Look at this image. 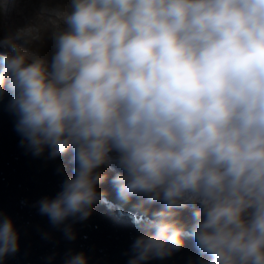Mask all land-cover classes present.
Masks as SVG:
<instances>
[{
	"label": "clouds",
	"instance_id": "clouds-1",
	"mask_svg": "<svg viewBox=\"0 0 264 264\" xmlns=\"http://www.w3.org/2000/svg\"><path fill=\"white\" fill-rule=\"evenodd\" d=\"M60 15L50 65L26 51L36 29L0 39V98L21 145L75 165L39 212L74 240L65 222L107 203L103 166L121 200L163 204L136 222L128 264L186 238L201 264H264V0H71ZM187 207L190 229L175 218ZM17 251L0 214V259Z\"/></svg>",
	"mask_w": 264,
	"mask_h": 264
},
{
	"label": "water",
	"instance_id": "water-1",
	"mask_svg": "<svg viewBox=\"0 0 264 264\" xmlns=\"http://www.w3.org/2000/svg\"><path fill=\"white\" fill-rule=\"evenodd\" d=\"M10 98L9 94L0 98V214L13 223L18 251L0 259V264H65L70 254L77 253L85 255L87 264H128L131 245L141 234L134 215H124L108 203H97L86 220L73 222L69 218L65 222L71 224L76 237L68 240L63 225H52L39 212L38 201L55 198L71 174L75 166L72 153L49 158L46 149L34 156L21 145ZM142 264H201V258L195 242L186 238L183 248L172 255Z\"/></svg>",
	"mask_w": 264,
	"mask_h": 264
},
{
	"label": "rangeland",
	"instance_id": "rangeland-1",
	"mask_svg": "<svg viewBox=\"0 0 264 264\" xmlns=\"http://www.w3.org/2000/svg\"><path fill=\"white\" fill-rule=\"evenodd\" d=\"M70 6L71 0H0V17L3 16L4 20L6 19L4 23H0V39H3L4 35L12 36L18 29L26 27L36 29L34 35L38 39L34 40L26 51L44 57L50 65L55 51L54 34L60 30L63 23L60 13L70 10ZM61 29L64 30L66 27L62 26ZM42 53L47 55L44 56ZM111 154L115 155L114 152ZM99 185L106 187L104 182ZM155 207L158 211L163 204L158 202ZM195 210L187 207L176 209V212L180 216L179 220L188 222Z\"/></svg>",
	"mask_w": 264,
	"mask_h": 264
},
{
	"label": "bare ground",
	"instance_id": "bare-ground-1",
	"mask_svg": "<svg viewBox=\"0 0 264 264\" xmlns=\"http://www.w3.org/2000/svg\"><path fill=\"white\" fill-rule=\"evenodd\" d=\"M5 21H6V19L4 20V17L1 16L0 17V23H4ZM62 26L63 27H67L64 24V22L62 23ZM62 26H61V28H62ZM61 28H60L59 31L63 30ZM4 38H5V35H4ZM5 51H8V49L0 48V54H3ZM42 54L44 56L47 55L45 53H42ZM111 155H113V154H111ZM99 170L104 171L106 173L107 179L104 181V183L106 184V187L103 188V187H100V185H98L97 186V190L98 191H103L106 194V200H107V203L109 205H111L112 207H114L115 209H117L118 211H120L121 213H123L124 215H134L137 219H139L140 216H141V214L144 213V212H146L147 215H148V217L151 218L152 217V214L157 211L155 206H156V204L158 202L149 204V206H148V204L145 203L142 208L139 207V205L141 204V202L143 200V197H141V196H133L129 200L124 201L125 204H121V202L123 200H121L118 197L116 188H115V186H112L113 184L111 182L112 181V177L114 175H116V173H114L113 171H111V170H109L107 168H104L103 166ZM128 205H130L132 207H129ZM190 208H192V207H190ZM192 209H194V208H192ZM175 218L181 224H183L186 228H189V229H190L191 225L194 223L193 216L190 217L191 220H189L188 222L179 220L180 216H178V215Z\"/></svg>",
	"mask_w": 264,
	"mask_h": 264
},
{
	"label": "trees",
	"instance_id": "trees-1",
	"mask_svg": "<svg viewBox=\"0 0 264 264\" xmlns=\"http://www.w3.org/2000/svg\"><path fill=\"white\" fill-rule=\"evenodd\" d=\"M121 204H125V202H124V201H122V202H121ZM128 206H129V207H132V206H130V205H128ZM129 207H128V208H129Z\"/></svg>",
	"mask_w": 264,
	"mask_h": 264
}]
</instances>
